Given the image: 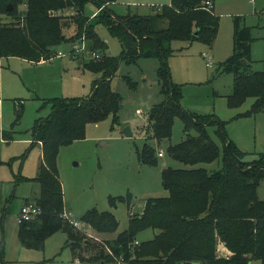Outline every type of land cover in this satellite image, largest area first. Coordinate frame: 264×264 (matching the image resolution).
I'll list each match as a JSON object with an SVG mask.
<instances>
[{
    "label": "trees",
    "instance_id": "1",
    "mask_svg": "<svg viewBox=\"0 0 264 264\" xmlns=\"http://www.w3.org/2000/svg\"><path fill=\"white\" fill-rule=\"evenodd\" d=\"M109 1L112 0H0V59L16 57L33 64L52 61L60 47L82 38L102 55L83 65L85 70L100 75L88 98L50 99V116L35 121L31 145L41 144L42 163L37 176L26 180L40 186V196L35 201L42 213L20 224L22 244L41 250L47 239L63 232L67 235L65 248L77 253L91 247L63 217L58 153L63 146L84 140L89 124H99L110 116L113 126L120 123L123 98L113 91L112 80L121 63L147 58L159 61L157 77L164 98L151 108L149 126L141 131L151 133V138L160 143L172 137L175 119L181 118L186 137L169 146L167 152L185 167L163 169L162 183L169 195L146 200L140 213L132 212L130 193L110 198L113 207L119 202L128 203V228L114 239H105L108 254L105 249L98 250L87 261L118 264L122 258L123 264H264V200L258 195L264 182V155L246 162V152L227 136L223 122L215 114L199 115L182 107V87L172 80L169 59L174 54L173 42L214 46L219 17L213 9L205 8L209 0H171L153 14L128 12L124 16L108 9ZM90 2L100 9L94 18L85 13ZM10 5L13 9L7 11ZM68 10H73V15H64ZM6 17L10 20L6 21ZM97 24L104 25L121 42L120 56L104 54L107 45L96 32ZM72 28L75 30L71 37L66 31ZM254 41L252 28L236 16L233 53L222 63L221 71L235 78L234 93L228 97L230 107L238 108L248 98L255 99L251 110L240 115L243 117L264 111V71L253 70ZM21 110L17 108V112ZM214 125L218 126L216 133L222 147L209 133L208 128ZM221 157L219 170L210 172L202 166ZM138 160L151 167L158 164L156 151L148 143L138 150ZM81 221L100 235L116 233L120 226L112 212L96 209L86 212ZM147 230L156 233L154 238L135 245L139 234Z\"/></svg>",
    "mask_w": 264,
    "mask_h": 264
},
{
    "label": "rangeland",
    "instance_id": "2",
    "mask_svg": "<svg viewBox=\"0 0 264 264\" xmlns=\"http://www.w3.org/2000/svg\"><path fill=\"white\" fill-rule=\"evenodd\" d=\"M212 2L214 13L219 17V32L214 46L201 42H173L174 54L169 59L172 80L182 87V107L199 115L215 114L223 122L227 136L246 152L245 161L252 162L264 155V111L240 116L251 110L254 98H248L238 108L229 106L228 97L234 93L235 78L233 74L222 73L221 65L233 53L234 19L241 16L243 24L252 28L255 39L252 46L253 70H264V0ZM170 3L171 0H112L106 7L118 16L128 12L150 15L157 7ZM98 10V6L90 2L85 13L94 18ZM73 13V10H68L64 15ZM9 20L6 17V21ZM72 29L66 31L71 37ZM95 29L107 45L104 54L120 56L123 50L121 42L111 36L104 25L97 24ZM86 46L87 50L81 54L83 61L68 53L69 44L59 49L65 54L63 57L56 56L54 60L40 64H31L16 57L0 59V264H94L87 261L93 253L103 249L109 253L104 247L105 239H114L128 228V203L119 202L113 207L110 198L130 193L133 197L132 212L140 213L146 200L169 195L162 183L163 169L185 167L167 152L169 146L186 137L181 118L175 119L172 137L160 143L151 138V133L141 131L142 127L146 130L149 126L151 108L164 98L157 77L159 61L141 58L132 64L121 63L111 83L113 91L123 98L118 114L120 123L113 126L110 116L99 124H89L86 138L60 148L57 158L65 211L71 221L79 222L81 228L75 229L91 247L77 253L70 247L65 248L67 235L63 232L47 239L41 250L22 244L18 223L21 209L40 196L39 184L26 180L37 176L42 163V147L31 145L33 127L37 119L46 120L50 116L48 100L64 97L86 99L90 95L93 83L100 75L83 67V63L92 60L89 54V51L93 52L92 43L87 41ZM209 61L212 63L210 67L207 66ZM20 107L22 110L17 112ZM126 127H131L132 137L124 135ZM208 130L212 139L222 147L216 133L218 126H211ZM146 143L156 151V166L143 165L138 160V150ZM161 152L163 157L159 156ZM202 166L210 172L219 170L222 157ZM258 195L264 200V182L258 189ZM92 209L112 212L120 224L118 231L100 235L83 223L81 218ZM155 235L153 230H147L139 234L137 240L146 241Z\"/></svg>",
    "mask_w": 264,
    "mask_h": 264
},
{
    "label": "built area",
    "instance_id": "3",
    "mask_svg": "<svg viewBox=\"0 0 264 264\" xmlns=\"http://www.w3.org/2000/svg\"><path fill=\"white\" fill-rule=\"evenodd\" d=\"M205 8H207L208 10H212L213 9V2L212 1H206L204 3ZM87 50L86 47V42H85V38L80 39L79 42L77 43H73L71 46V51L74 53H84ZM91 57L92 59H101L102 55L98 52H91ZM59 56H64L63 53L59 52L58 53ZM204 57L206 58L207 56L204 55ZM212 65L211 61L207 62V66L210 67ZM139 115H142V113L140 111L137 112ZM160 156H162L163 154L160 153ZM42 213V209L41 207H39L36 203V201L33 202H27L21 209L19 218H18V223L19 224H23V223H27V222H31L33 221L35 218H37L39 215H41ZM63 217L68 220L74 227L80 229L81 226L79 224V222L77 221H71L70 220V216L68 214V212L65 211ZM140 242L136 241L135 245H139ZM118 264H123V260L122 258L118 260L117 262ZM193 264V263H192Z\"/></svg>",
    "mask_w": 264,
    "mask_h": 264
},
{
    "label": "crops",
    "instance_id": "4",
    "mask_svg": "<svg viewBox=\"0 0 264 264\" xmlns=\"http://www.w3.org/2000/svg\"><path fill=\"white\" fill-rule=\"evenodd\" d=\"M212 1V0H211ZM158 8V7H157ZM213 9H214V7H213ZM98 12H100V10H98ZM98 12L96 13V14H98ZM73 30V32H74V29H72ZM71 30V31H72ZM68 35V34H67ZM264 39V38H263ZM85 42L87 43V40L85 39ZM89 42V41H88ZM69 45H71L72 46V43L71 44H69ZM87 47V46H86ZM90 50V49H89ZM60 52V51H59ZM92 52V51H91ZM94 52H97V51H94ZM62 53V52H61ZM72 57H74V58H77V59H80L81 61H83V57H81V54H83V53H74V52H72L71 51V48L69 49V52H68ZM85 53V52H84ZM99 53V52H98ZM64 54V53H63ZM89 54H90V57H91V53H90V51H89ZM65 55V54H64ZM80 55V56H79ZM57 56H59V55H57ZM231 56V55H230ZM229 56V57H230ZM63 57V56H62ZM92 58V57H91ZM228 59V58H227ZM226 59V60H227ZM225 60V61H226ZM24 61V60H23ZM25 62H27V61H25ZM43 62H46V61H42V62H40V63H43ZM28 63H30V62H28ZM40 63H38V64H40ZM31 64H33V63H31ZM83 65H84V63H83ZM264 71V70H263ZM91 94V93H90ZM64 98H67V97H64ZM40 146H41V144H39ZM162 153V152H161ZM160 154V153H159ZM163 154V153H162ZM160 156V155H159ZM161 157H163V155L161 156ZM42 158V157H41ZM31 179V178H30ZM142 208H143V206H142ZM141 208V209H142ZM154 238V236H152L151 238H148V240H151V239H153ZM147 241V240H146ZM258 263V262H257Z\"/></svg>",
    "mask_w": 264,
    "mask_h": 264
},
{
    "label": "water",
    "instance_id": "5",
    "mask_svg": "<svg viewBox=\"0 0 264 264\" xmlns=\"http://www.w3.org/2000/svg\"><path fill=\"white\" fill-rule=\"evenodd\" d=\"M12 9H13V6L10 5L7 8V11H11ZM124 135L127 136V137H132L133 136V131H132L131 127H126L124 129ZM102 264H105V263H102ZM193 264H200V263H193Z\"/></svg>",
    "mask_w": 264,
    "mask_h": 264
}]
</instances>
